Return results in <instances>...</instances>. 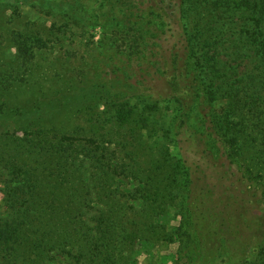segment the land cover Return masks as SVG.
<instances>
[{
    "label": "rangeland",
    "instance_id": "374dc122",
    "mask_svg": "<svg viewBox=\"0 0 264 264\" xmlns=\"http://www.w3.org/2000/svg\"><path fill=\"white\" fill-rule=\"evenodd\" d=\"M154 8L0 0V264H175L182 231L196 243L190 264H264V196L187 132L215 114L245 162L264 163V44H244L253 12L186 20L191 35L199 19L217 38V62L232 65L224 80L217 66L195 74L183 38L145 24Z\"/></svg>",
    "mask_w": 264,
    "mask_h": 264
},
{
    "label": "trees",
    "instance_id": "16d2710c",
    "mask_svg": "<svg viewBox=\"0 0 264 264\" xmlns=\"http://www.w3.org/2000/svg\"><path fill=\"white\" fill-rule=\"evenodd\" d=\"M155 3V8L149 14V16L145 19V24L148 27H151L155 31H159L162 35L173 33L175 31V35L182 37L185 45V57L187 58L188 62L191 65V69L195 74H200L199 69L207 64V68H215L217 66L218 69H222L223 73H221L218 69L216 72L217 77H221L224 80L230 79L231 75L229 72L232 70V65L228 67H223L222 63L217 62V49L213 47L215 45L217 38L211 37L208 34H203V28L200 25L199 19H195L197 22L194 24L195 31L194 35H191L189 27L186 25L187 18L195 14L197 17L198 15H210V13H224L229 16L230 13L235 10V6L237 5L236 0H152ZM240 4V11L253 12L252 18V26L253 32H250L248 39V43L244 44H252L258 45L264 44V40L259 41V35L261 34V24L264 21V0H241ZM223 6H226L224 9ZM236 11L233 12L234 16H237L238 13ZM225 19V18H224ZM201 26V27H200ZM197 30V31H196ZM258 30L260 32H258ZM248 34V33H247ZM262 38V37H261ZM143 40H147L148 37L145 35L142 37ZM212 39H215V43L211 42ZM241 40V38H240ZM13 43L18 51V54L21 58V65L24 68L29 66L34 57L33 53L31 52L29 40L27 37H23L18 35L13 39ZM238 47V46H237ZM142 46H138L135 48L136 59L141 61L144 59L143 55L145 52H142ZM241 48V47H240ZM256 48H260V46L254 47L255 51ZM144 51V48H143ZM261 56L264 57V52L259 53ZM211 63V66L209 65ZM238 68L235 67L232 75L238 73ZM198 75V78L201 76ZM237 77V76H236ZM206 96L205 99L209 102H214L217 99V91L211 85L205 89ZM239 100L235 101V104L238 103ZM260 101V100H259ZM212 114V113H210ZM176 117V125L178 130L183 131L185 130V123L183 117L180 115L179 118ZM203 119V118H202ZM212 125L211 127L207 128L204 127V121L198 122L195 125L191 126L187 132L193 133L192 136H199L198 134H203L205 138V146L207 147V151L213 155L216 154L217 157L224 158L229 166H232L236 169V171L241 175L242 179L246 181L249 187L253 188L257 192H259L262 196H264V173H263V165L264 163L257 162L254 165H250V161L245 162V160L241 157L242 149L238 146L236 140L232 137L228 136L227 131H225L220 124L219 117L217 115H211ZM205 130V131H204ZM205 133V134H204ZM202 137V138H203ZM216 157V158H217ZM225 161V162H226ZM183 161L180 160V164H176L173 166L174 168V175L179 176L181 174L180 170L182 169L185 174V186L187 185L188 180L190 182L191 179V170L189 167H185ZM177 182H179L176 178ZM180 183V182H179ZM183 227L179 228L181 232ZM179 234V238L181 241L183 240L184 245L180 248L178 254V260L175 264H190L191 257L194 256V251L192 250L196 243H193V239L191 236H188L186 231H182ZM11 236L3 237L5 239L4 242H7Z\"/></svg>",
    "mask_w": 264,
    "mask_h": 264
}]
</instances>
